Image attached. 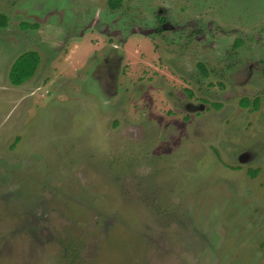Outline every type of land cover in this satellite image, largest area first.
<instances>
[{
	"label": "rangeland",
	"instance_id": "374dc122",
	"mask_svg": "<svg viewBox=\"0 0 264 264\" xmlns=\"http://www.w3.org/2000/svg\"><path fill=\"white\" fill-rule=\"evenodd\" d=\"M0 13V264H264V0Z\"/></svg>",
	"mask_w": 264,
	"mask_h": 264
},
{
	"label": "trees",
	"instance_id": "16d2710c",
	"mask_svg": "<svg viewBox=\"0 0 264 264\" xmlns=\"http://www.w3.org/2000/svg\"><path fill=\"white\" fill-rule=\"evenodd\" d=\"M121 0H108V5L110 8L115 9L120 6ZM7 23V17L0 13V27H5ZM22 26L29 27L28 24H22ZM39 62V55L35 51H28L20 54L9 69V79L13 85H20L29 79L35 72V69ZM201 70L203 65L199 64ZM243 106H246L247 102L245 100L242 102ZM257 105V100L254 102Z\"/></svg>",
	"mask_w": 264,
	"mask_h": 264
},
{
	"label": "crops",
	"instance_id": "0c3cea01",
	"mask_svg": "<svg viewBox=\"0 0 264 264\" xmlns=\"http://www.w3.org/2000/svg\"><path fill=\"white\" fill-rule=\"evenodd\" d=\"M24 83V82H23Z\"/></svg>",
	"mask_w": 264,
	"mask_h": 264
}]
</instances>
